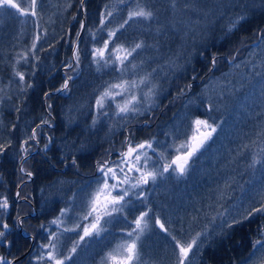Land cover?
Returning a JSON list of instances; mask_svg holds the SVG:
<instances>
[{
	"label": "trees",
	"instance_id": "obj_1",
	"mask_svg": "<svg viewBox=\"0 0 264 264\" xmlns=\"http://www.w3.org/2000/svg\"><path fill=\"white\" fill-rule=\"evenodd\" d=\"M81 4L37 0L35 16H19L15 10L0 13V202L8 201V208L0 209V230L5 231L2 224L9 226L0 240V256L13 262L30 250V239L19 230L23 219V231L35 236L37 245L16 264H41L34 258L54 233L52 229L47 235L43 229L62 218V210H68L66 224L85 216L87 209L75 199L77 193L90 185L94 191L96 166L122 151L130 137L129 144L152 143L149 167L159 169L158 177L171 184L170 191L160 194L159 204L160 198L150 200L156 196L153 181L130 190L106 237L87 240L74 253L66 251L71 255L66 264L102 261L97 258L117 246L108 237L131 229L144 212L154 218L151 231L164 246L168 233L157 219L167 230L175 226L208 232L199 235L202 240L196 241L189 264H256L264 259V247L253 248L264 229V212L255 209L264 199L248 198L264 193V0H87L78 66L68 70L70 77H77L67 91L52 94L63 87V68L72 65V47L83 24ZM138 4L153 13L148 27L141 29L137 18L121 28ZM109 31L115 36L109 37ZM106 41L109 63L101 60L98 65L93 50ZM137 43L141 48L127 58L122 72L111 55L118 56L115 49L125 55ZM238 51L240 58L229 65L228 57ZM26 58L32 59L31 67L15 72ZM17 72L23 73V81ZM141 78L148 83L137 87L138 112L117 115L116 104H122L127 92L97 109L95 102L109 84ZM196 118L216 127L217 136L193 155L184 175L172 169L164 172L180 156L181 145L190 142ZM38 145L41 152L25 166L34 180L21 190L30 202L20 204L15 195L27 178L20 165L24 153ZM118 156L113 161H119ZM254 158L260 163L253 165ZM142 193L146 205L137 198ZM242 205L245 209L239 211ZM35 209L37 216L31 217ZM71 241L66 240L65 249Z\"/></svg>",
	"mask_w": 264,
	"mask_h": 264
},
{
	"label": "snow or ice",
	"instance_id": "obj_2",
	"mask_svg": "<svg viewBox=\"0 0 264 264\" xmlns=\"http://www.w3.org/2000/svg\"><path fill=\"white\" fill-rule=\"evenodd\" d=\"M83 2V0H81ZM119 3H125V0H118ZM36 8H37V0H30V3L25 6L21 7V4L17 2V0H0V13L7 12L8 10H15V12L19 16L27 17L29 15L35 16L36 15ZM10 14V13H9ZM108 16L112 15V12H107ZM153 17V13L151 10L137 5V7L133 10L128 11L127 19L121 24V28L124 24H127L128 21L142 18L144 20H150ZM242 19V17H241ZM83 24H81V28L83 29ZM119 29H117L118 31ZM79 37V33H77ZM109 37L115 36V31L108 32ZM36 39H39L37 37ZM110 41H106L104 43L103 48L94 49V59L96 63L99 65L100 61L103 60L105 64H108L109 61L105 59V53L108 51V44ZM33 48H35V43L33 44ZM141 48V44L137 43L131 50H126V54L123 57L117 56L116 59L121 64V71L123 72L126 70L125 61L129 56L132 55L137 49ZM123 49H115L114 51H122ZM75 58L79 60V53L78 51L75 54ZM213 64H215V60H213ZM132 68H135L136 65H131ZM16 75L19 77L21 81L24 80V75L21 72H17ZM71 79V77H68ZM147 78H141L139 81L132 80H121L117 83L109 84L99 95V98L96 100V107L98 110H103L105 108V103L107 100H112L115 102L117 96H123L126 92L129 93V97L123 104L117 103L116 107L118 109L117 115L125 114L127 115L129 112H138L139 108L137 105L140 103V100L135 94H131L132 89L139 87L142 84H147ZM65 89L68 87L67 80L63 86ZM106 114V113H104ZM95 123V121H94ZM195 125L199 126L197 131H201L202 129H207L206 132L203 133V138L199 140V143L195 146L189 147L188 142L186 141L184 144L181 145L182 148L188 149L186 154L183 157V163H178L181 157H177L176 160L172 161V163L168 164L164 167V172H167L169 169L173 171H178L180 175H184L185 172V165L191 159V157L199 151L200 147H203L204 143L211 138L213 132L216 131V127L212 124H209L207 120H200L197 119L194 121ZM144 149H155L152 148V143H141L136 146H132L131 144L128 145L127 151L121 153V161L120 164L116 167H111L109 164L98 163V171L101 173V178L98 181V186L94 193L91 194L90 202H89V211L85 214L84 219H88L89 216L93 215V212L97 211L96 205L97 201L100 199L101 196L104 197L105 203L103 205L104 212L103 215L111 216L112 213L120 212L123 210V205L125 202V197L129 195V188L120 187L121 185H128L130 188L135 189L139 188L142 185L148 184V182L155 181L158 175H162V173L158 172L157 170H146L147 169V152L143 151ZM260 163L259 160L253 159V165ZM73 164H75V160H73ZM173 164L176 165L173 168ZM126 166V169L125 167ZM136 172L139 173L138 176H129L128 173ZM31 175V173H28ZM110 181H114L110 183ZM134 181V182H133ZM113 192H116V195H113ZM139 199V195L137 196ZM119 205V207H117ZM8 208V201L5 199L3 202H0V209H7ZM257 212H264V205L260 208L255 209ZM66 214V210H62L60 215L63 217ZM148 216V212H144L136 221V228L133 230L136 235L133 239L129 241H125L117 246L116 249L113 250L112 253H109L108 259L117 262V264H134V262L139 261V249L137 246V242L140 239V236L145 231L147 227V222L145 221V217ZM103 218L102 215H97L93 218V222L90 225L92 231L89 228L84 229V235L80 237V240H83L85 236L92 235L93 231L95 235L99 236L102 231L105 229L103 226L100 225V220ZM161 230L167 232V228L163 223H160L159 219L156 221ZM53 224H57L59 227L62 221L53 220ZM7 224H2V229H8ZM79 227V225H77ZM75 229L65 228L64 231H74ZM127 235L129 237H133V232H128ZM5 237V231L0 230V240ZM173 241L175 242V247L179 250V258L178 264H184V260L187 258L188 253L192 250L193 246L196 244V239H192L186 245L182 243L179 239L175 236L172 237ZM56 240V236L52 235L51 241L46 245H41L46 251L41 253L39 260L47 259L52 262V264H65L66 260L71 259V255L64 256L60 258L57 255V245L56 243L52 242ZM264 247V242L261 240H257L253 245L254 250L257 246ZM71 251L74 253L76 251V246H73ZM251 255V254H250ZM0 264H13L12 261L7 260L5 257L0 256Z\"/></svg>",
	"mask_w": 264,
	"mask_h": 264
},
{
	"label": "rangeland",
	"instance_id": "obj_3",
	"mask_svg": "<svg viewBox=\"0 0 264 264\" xmlns=\"http://www.w3.org/2000/svg\"><path fill=\"white\" fill-rule=\"evenodd\" d=\"M22 0H17V2H21ZM76 47V43L74 45ZM117 52V51H116ZM122 52V51H121ZM118 53V56L120 57H123L125 56L123 53ZM106 55H109L108 52L105 53V56ZM24 57V55H22ZM112 57H117L115 55H111ZM73 63V62H72ZM78 66V64H75L74 68ZM68 90V87L65 89V88H61L60 90L57 91L56 94L58 95H61L62 93H64L65 91ZM137 88L135 89H132L131 91V94H137ZM137 96V95H136ZM129 97V96H128ZM128 97H126L125 99L122 100V104L125 102V100L128 99ZM48 127L51 128V129H54L56 126L53 125V124H48ZM199 126H196L194 132H193V135H192V138L190 140V142L188 143L189 144V147H192V146H195L199 143V140L203 138V133L207 131V129H202L201 131H197ZM216 131H217V128H216ZM215 131V132H216ZM215 132L212 133L211 137L215 134ZM36 140L38 139L37 136L35 138ZM209 141V139L204 143V145ZM136 145H139V144H136ZM136 145H132V146H136ZM203 145V146H204ZM202 149V147L199 148V151ZM126 149H124V147L122 148V151H118V152H115L113 153V157L115 155H118L119 153V156H121V153L125 152ZM188 149H184L181 151V154L179 157H181V159L178 161V163H183V157L184 155L186 154ZM36 150H32V151H26L24 153V158L22 160V164H21V169L23 172H27L26 169H25V166L26 164L31 160L32 158V154L35 152ZM143 151H146L147 152V156H148V160H147V169L146 170H151L150 167H149V161L151 160V156H150V152H149V149H144ZM198 152V151H197ZM112 155V154H111ZM110 155V156H111ZM118 156V157H119ZM193 157V156H192ZM191 157V158H192ZM119 161L117 162H113L111 163L109 166L111 167H116L117 165L120 164V161H121V157H119ZM191 160V159H190ZM189 160V161H190ZM188 161V163H189ZM188 163L185 165V170L187 169V166H188ZM125 169H126V166H124ZM154 167V170H157L159 172V169L156 167V166H153ZM174 167H176V165L174 164ZM97 173H98V179L96 180V188L98 186V181L100 180L101 178V173L97 170ZM129 176H138L139 173H136V172H130L128 173ZM167 180H164V181H161L160 178L157 176L156 180L154 181V185L152 186V191L154 192V194H156V198H160L161 197V193H166L167 191L169 192L170 191V188H171V184L170 183H167L166 182ZM114 181H110V183H112ZM134 182V181H133ZM152 181L150 180L148 182V184L146 185H142L141 187L139 188H143V187H147ZM120 187H126V188H129V191L130 190H133L132 188H130L128 185H121ZM224 187V186H223ZM136 189V188H135ZM96 190V189H95ZM216 190H220V181L217 179L216 180ZM225 190V189H224ZM95 192V191H94ZM164 193V194H165ZM117 193L116 192H113V195H116ZM140 197V200H142L144 202V204L146 205L148 203V200L147 198L142 194L139 195ZM218 199L220 197V195L217 196ZM252 198V201L253 200H256L257 198L259 199H264V193L263 194H259V195H249L248 198ZM23 200L22 199V196L20 195V201ZM126 197H125V202L124 204L126 203ZM105 203V199L103 196L100 197V199L97 201V205H96V208H97V211L93 212V215L92 216H89L88 219H86L84 221V224H83V227H82V231H83V235H84V229L85 228H89L90 231H92V229L90 228V225L91 223L93 222V218L97 215H102L103 218L100 220V225L103 226V228L106 230V226H105V223H110L111 222V217L113 215H115L116 217L120 215V212H115V213H112L111 216H108V215H103V212H104V205ZM20 204H22V202H20ZM246 205H242L241 207L243 208H239L238 207V210L241 211L243 209H245ZM119 207V205L117 206ZM124 207V205H123ZM149 216V214H148ZM146 216L145 217V221L147 222V219H150V217ZM161 222H162V219H161ZM160 222V223H161ZM221 225L224 224V222H221L220 223ZM55 225V229L56 230H60V226L58 227L57 224H54ZM23 227V226H22ZM136 228V224L133 226V229H132V232H133V237H129L128 238V241L133 239L134 236L136 235V233L133 231L134 229ZM217 228H220V227H217ZM71 229H75L77 230V227H73ZM104 230V231H105ZM49 228L46 229L44 228L43 229V232L44 233H49ZM104 231H102L100 234H102ZM203 230H189L188 228L185 229V228H182V227H179L178 230L175 229V226H171L170 228V231L168 232V236H166V241H167V245L164 246L163 243H160V237H158V234H156L154 231H146V237L145 239L142 241L141 245H140V248H139V261L135 262L134 264H173L174 261H176V257H177V252H176V247H175V242L173 241L172 237L175 236L177 239H179L182 243H184L185 245L187 243H189L192 239H196V241H201L202 240V237L199 236L201 234H207L208 232H205L203 233L202 232ZM6 233V231H5ZM144 233V232H143ZM95 233L93 231L92 235H89V236H86V237H91V236H94ZM260 235L261 237L263 238V241H264V230L262 232H260ZM141 237V236H140ZM158 237V238H157ZM198 237V238H197ZM36 238V237H35ZM185 238H189V239H185ZM37 239V238H36ZM59 248L57 249L56 248V251H57V255L62 258V256H60V252L62 251L63 249V246H62V243H60L59 245ZM137 246H138V242H137ZM195 245L193 246L192 250L188 253V256L187 258L184 260V264H189L191 261L189 260L190 258V255L194 249ZM117 248V247H116ZM115 248V249H116ZM169 249H170V253H169ZM40 250H41V253L45 252L46 250L44 248H42L40 246ZM94 250H95V246H94ZM113 250L110 252L112 253ZM179 253V251H178ZM180 255V254H179ZM43 260H46L49 264H52L51 261L47 260V259H43ZM256 264H264V259H257L256 260ZM117 264V262L115 261H112V260H109V259H105L104 262H101L100 260H98L96 263L94 264ZM81 264H86V263H81Z\"/></svg>",
	"mask_w": 264,
	"mask_h": 264
},
{
	"label": "bare ground",
	"instance_id": "obj_4",
	"mask_svg": "<svg viewBox=\"0 0 264 264\" xmlns=\"http://www.w3.org/2000/svg\"><path fill=\"white\" fill-rule=\"evenodd\" d=\"M87 0H83V2H82V4H81V10H82V13H83V29L81 28V31H80V33H79V37L77 38L78 39V42H81V40H82V38H83V36H84V34H85V30H86V12H85V2H86ZM138 20H139V25H140V28L141 29H143L144 28V31H145V29L148 27V25H149V23H148V20H144V19H142V18H138ZM139 28V29H140ZM39 32V31H38ZM38 35H36V37H37ZM259 43V42H258ZM258 43H256V44H258ZM256 44H254V45H256ZM72 52L75 50V46H73L72 47ZM244 49H245V47H243V52H244ZM73 54L75 55L76 54V51H74L73 52ZM241 54V52L240 51H238L237 52V54H233V56L232 57H228V59H227V62L229 63V65L230 64H235L236 62H237V60H238V58H240V55ZM31 62H32V59H30V58H26V59H24L23 61H21V62H19L18 64H17V66H15L14 67V71L16 72L17 70H21L23 67H25V69H27V68H29V67H31ZM163 68L165 67V66H167L166 64H164L163 63ZM70 68V66H68V67H64L63 68V70L61 71V73H62V75H63V77H64V83H65V81L67 80V82H68V88H69V86L71 85V83H72V80L73 79H75L76 77H71V79H68V77H70L69 76V74H68V70H70L69 69ZM198 83H201V81L200 82H198ZM63 86H64V84H63ZM62 88H64V87H62ZM190 88H192V85L190 86ZM137 91V90H136ZM192 92V90H190V92L189 93H184L183 94V97H185V95L186 94H190ZM57 93V92H56ZM56 93H52V94H56ZM56 95H58V94H56ZM136 95H138V94H136ZM180 98H182L183 99V97H181V96H179ZM154 101V100H153ZM96 103V102H95ZM163 113H164V111H162L161 113H160V115H159V117H161L162 115H163ZM197 119H200V120H204V119H202V118H196V119H194V120H192V122H191V124L193 125V127H194V130H195V128H196V126L197 125H195V123H194V121L195 120H197ZM187 122H189V121H187ZM45 125H48V124H45ZM216 134V133H215ZM213 135L210 139H209V141H212V140H214V138L217 136V135ZM216 144L217 143H215V144H213V147L215 148V146H216ZM108 159H109V165H110V162L112 161V159H113V154L110 156V157H108ZM242 178H244V179H246L245 178V176L242 174V176H241ZM257 186V185H256ZM92 193H94V191H93V189H92V187H91V185L90 186H86L85 187V189L83 190H81L80 191V193H77V197H75V199L76 200H78V202L79 203H81L83 206H85V208L87 209V212L89 211V202H90V197H91V194ZM106 226H110V225H107V224H105ZM257 240H261L262 242H264L263 241V238L261 237V235H260V233L258 234V238H257ZM257 240H255V242L257 241ZM108 241H112L114 244H117V245H119V244H121V243H124L125 242V240L123 239V237L120 235V236H109L108 237ZM259 246V245H258ZM24 257H26V256H24Z\"/></svg>",
	"mask_w": 264,
	"mask_h": 264
}]
</instances>
